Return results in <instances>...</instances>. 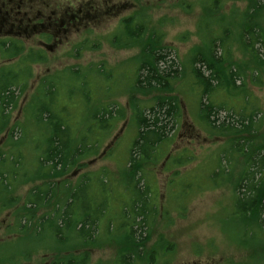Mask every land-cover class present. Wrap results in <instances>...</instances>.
Wrapping results in <instances>:
<instances>
[{
  "label": "rangeland",
  "instance_id": "1",
  "mask_svg": "<svg viewBox=\"0 0 264 264\" xmlns=\"http://www.w3.org/2000/svg\"><path fill=\"white\" fill-rule=\"evenodd\" d=\"M4 2V11L22 6L23 12L25 5L30 29L22 35L0 33V70L20 69L19 78L24 79L0 132V173L9 183L8 192H0V264H51L85 252L88 264H119L117 256L125 247L120 219L136 197L135 183L126 171L138 132L135 111L164 94L177 98L180 118L167 132L170 140L160 156L144 167L145 177L137 176L140 189L147 185L151 192L145 204L152 203L155 213L150 227L137 229L136 235L147 239L133 249L141 259L132 264L264 263L263 230L236 213L235 188L246 156L237 154L231 144L247 137L236 127L243 129L241 115L247 120L251 115L252 147L264 146V64L254 66L253 52L238 42L244 23L260 19L259 14L248 17L253 13L250 0H0ZM55 7L62 15L60 31L46 22ZM132 14L146 17L162 31V44L177 56L173 64L177 77L169 92L136 89L140 47L111 40L122 32L121 18ZM19 18L14 16V22ZM38 22L45 28H32ZM48 29V36L40 34ZM15 47L20 52L13 56ZM255 48L264 58V40L263 47ZM212 49L213 57L224 62L227 77L221 74L219 85L203 97L205 103L222 107L211 116V126L199 115L205 86H200L192 67L197 63L201 75L207 76L204 64ZM229 65L238 73L233 83ZM12 77L13 73L6 76ZM110 105L120 112L99 125L94 115ZM44 107L60 113L74 142L85 138L96 149L74 158L59 177H47L46 168L39 169L48 129L43 121L36 122L35 113ZM186 157L191 160L184 163ZM82 180L89 185L80 194L84 192L94 206L104 202L100 222L91 231L93 243H75L77 236L69 232L60 241L45 222ZM47 184L52 190L46 198L29 207L31 191L46 190ZM151 248L155 258L143 261Z\"/></svg>",
  "mask_w": 264,
  "mask_h": 264
},
{
  "label": "trees",
  "instance_id": "2",
  "mask_svg": "<svg viewBox=\"0 0 264 264\" xmlns=\"http://www.w3.org/2000/svg\"><path fill=\"white\" fill-rule=\"evenodd\" d=\"M250 3L253 13L248 17L254 18V16L259 14L260 19H258L259 21H248L244 23L243 30L239 36L241 39L238 42L242 46H247L249 51L253 52L254 66H262L264 64V58L260 57L257 53L255 44L263 47L264 16L262 15L264 14L262 10L264 4H261L259 0H250ZM137 15L132 14L121 18L119 27L122 28V32L115 33L111 40L116 45L123 47L132 44H138L140 47L141 54L139 57L141 62L137 71L136 89L146 91L147 93L153 90L169 92L171 81L177 77V69H173V64L176 63L177 56L171 48L162 44V31L158 30L156 26L152 27L146 17ZM216 40L221 42L220 45H224L220 39ZM15 48L16 50L13 56H16L20 52V47ZM7 49L5 51L6 54L8 53ZM227 50L226 48L225 51ZM213 56L214 52L212 53L211 59L207 60L204 64L209 72L207 76L201 75L199 68L196 67L197 63H194L195 67H192V73L200 86L201 84L205 86L199 98V115L200 118L202 117L211 126L214 123L211 116L217 109H222V107L209 101L205 103L203 97L209 95L208 93L212 92V89L219 85L221 74L227 77L224 74L226 71L223 67L224 62L215 59ZM201 61L202 59H199V63ZM228 70H230L228 72L231 77L230 81L233 83V79L238 73L233 70L231 65L228 66ZM20 72V69L14 71H9V69L0 70V132L6 128L10 117V110L16 106L20 92H22L21 87L24 86V79L19 78ZM11 73H13V77L8 80L6 76ZM119 112V109H113L110 105L100 112H97L94 118L97 122H105L106 118L118 115ZM113 113L115 114L113 115ZM247 116L249 121L245 115L240 116L242 121L238 120L243 129L236 127L238 128L236 129L237 133L245 132L247 137L231 141L233 148L236 150L235 152L246 156L245 169L235 188L238 191L235 197L236 213H238L243 221L250 219L256 223L264 233V146L252 147L253 141L248 136L251 133L252 117L251 115ZM59 117L60 113L58 111L46 107L37 110L35 113L36 122L40 123L43 121L48 129L45 138L46 147L44 153L38 158L39 169L46 168L47 177H59L65 167L74 163V158L84 157L87 153L96 152L95 145L89 143L85 138H80V140L74 142L72 133L69 132L68 134L69 126L67 122ZM179 118L180 106L177 98L175 96H167L166 94L158 95L152 105L135 111V123L138 132L130 148L126 171L129 174V178L135 183L134 189L136 190V197L130 207H127V210H123L124 218H121L122 220L120 219L121 224H119V227L121 228V234L119 236L124 239L122 242L125 244V247L117 256V262L119 264H132L133 260L141 259L139 253V256H135L133 249L137 251L139 246L144 245L147 236L144 238L138 237L136 232L139 228L151 226L154 222L152 220H154L153 215L155 210L152 203L145 204L146 198L151 197V192L147 185H145L144 189H140L141 187L138 186L139 179L137 176L139 174L141 179L145 177L147 173L144 167H147L149 163H154L158 155L160 156L162 146H165L170 140L167 132L178 124ZM184 160V163H186L191 160V157H186ZM257 172L260 173L259 178L256 177ZM7 177L4 173H0V191L8 192L9 183L7 182ZM98 183L102 190L106 191L103 187V181L99 180ZM88 185L83 180L80 181L68 193L67 199L60 211L57 214L54 213V216H50L45 222L49 227L50 233L58 240L64 241L66 239V233L69 232L77 236L75 243H93L91 231L100 222V218L103 215L102 209H104V202L101 201V203H97L94 206L84 192L80 194ZM35 189V191H31L30 193L32 199L27 203L29 207H32V205L34 207L37 203L34 201L37 199L44 200L47 193L52 190L49 184H47L46 190L38 187ZM79 203L83 204V206L79 205ZM39 226L43 227L44 224L40 223ZM154 254L155 249L151 248L148 251V255L142 258V260L146 262L153 260ZM53 264H88L87 253L85 252L78 257H66L60 262Z\"/></svg>",
  "mask_w": 264,
  "mask_h": 264
},
{
  "label": "flooded vegetation",
  "instance_id": "3",
  "mask_svg": "<svg viewBox=\"0 0 264 264\" xmlns=\"http://www.w3.org/2000/svg\"><path fill=\"white\" fill-rule=\"evenodd\" d=\"M2 7H5V2L0 3V33L3 34H21L27 33L30 29L29 27V14L28 10H26L25 5L23 4V12H22V6H20L18 9L14 10V7H10L8 10L4 11ZM58 7H55L54 11H51V15L46 17V22L49 27L59 28L58 31H60V26L62 24L61 22V13H58ZM21 14V15H20ZM20 17L19 19H16V23L13 20L14 16ZM43 17V16H42ZM44 18V17H43ZM42 18V20H44ZM11 19V22L8 20ZM45 28L44 23L38 22L32 28ZM51 33L50 29L46 30L45 32H42L40 34H44L45 36H48ZM56 33L53 34L55 36ZM2 43V42H0ZM43 43V45L47 48L51 46L50 44H47L46 42H40ZM1 192V191H0ZM83 254V253H82ZM81 256V255H79ZM75 257V256H72ZM78 257V256H77ZM88 257V253H87ZM155 258V256H154ZM153 258V259H154ZM61 260L53 261V263L60 262ZM89 263V259H88Z\"/></svg>",
  "mask_w": 264,
  "mask_h": 264
}]
</instances>
